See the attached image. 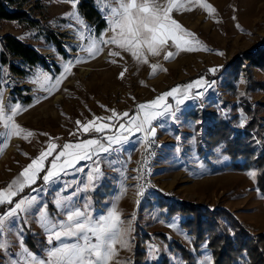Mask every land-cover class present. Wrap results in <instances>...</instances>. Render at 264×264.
I'll use <instances>...</instances> for the list:
<instances>
[{"label": "rangeland", "instance_id": "obj_1", "mask_svg": "<svg viewBox=\"0 0 264 264\" xmlns=\"http://www.w3.org/2000/svg\"><path fill=\"white\" fill-rule=\"evenodd\" d=\"M94 2L107 24L100 33H96L78 13L77 2L73 8V1H46V10L41 16L34 18L39 19L43 27L61 40L63 54L53 44L36 37L35 32L22 24L1 23L0 37L9 34L29 43L45 58L46 66L26 70L27 74L21 77L2 67L0 90L3 92V101L6 105L21 106L22 110L14 117V122L25 130L33 131L34 136L26 141L22 138L24 133H21L20 137L13 135L4 140L7 147L0 143V147H3L0 152V188L30 163V159L23 153L36 157L46 147L49 136L57 138L54 142L62 146L65 142L75 143L89 138L103 141L105 136L114 134V129L102 133L80 132L77 120L83 124L94 117L107 118L111 116L110 110H116L118 114L128 112L131 115L136 112L138 104L150 102L176 86H181L183 91L184 85L203 77L206 81L215 83L210 87L192 90L193 98L179 106V120L173 122L170 118H162L163 127L157 129L155 137L160 145V153L154 163V183L139 198L132 185L131 168L141 146V134L133 136L122 145L114 146L119 147V151L101 153L92 160L81 161L77 169L82 171L71 170L48 184L42 178L38 179L31 187L25 188L21 195L35 196L39 204L47 205L48 213L53 217L59 215L55 205L56 198L71 196L73 193L80 205H90L94 216L106 213L113 203L117 205L125 227L134 215L132 230L128 236L131 248L123 250L117 245L118 256L114 257L111 264H116L118 260L134 264L138 241L144 236L149 237L141 246L145 253L144 264H156L163 257L170 264H186L179 251L171 249L157 237L160 234L166 235L171 241L195 253L191 238L180 228L183 216L174 215L165 220L159 207L162 203L193 204L211 211L223 209L241 222L250 234L264 236V193L258 190L256 177L252 179L247 175L249 171L257 173V170L234 172L226 169L230 159L223 153V146L207 151V160L205 155L200 156L195 151V145L203 138L205 121L210 122V119L202 120L203 114L208 116L213 111L220 122L232 121L231 128L234 132L243 133L252 121L251 115L244 112V108L250 107L252 110H259L256 127L251 131L252 147L256 155L254 157L264 155V91L253 85V81L264 82V71L245 62L236 71L229 70L233 62H239L246 54H253L264 47V0H204L214 8L211 13L199 5L186 3L184 9L174 10L171 16L192 32L209 51H176L169 42L159 56H152L146 48L142 49L143 58L148 60L146 64L134 60L130 53L114 45H101L103 50L94 57L82 50V47L86 49L92 45V37L98 39L103 33L107 39L114 34L109 29L105 11L102 10L104 4L98 0ZM158 2L166 6L168 0ZM113 6L118 7L115 4ZM66 13L74 15H65ZM76 16L83 20L87 28L78 23ZM237 24L242 30L236 27ZM81 35L83 39L80 38ZM110 51L119 52L120 56H110ZM166 51L176 52L174 58L165 61L163 56ZM217 52L223 55H218ZM76 57H80L83 62L75 63ZM68 61L74 62L70 74L62 81L59 90L48 96L43 88L49 82L44 80L42 74L57 77ZM153 64L158 65L154 75L151 74ZM217 66L219 71L215 74L208 71ZM122 71L124 77L120 78ZM37 78V83L30 82ZM241 79L245 83H240ZM198 91L203 94L195 98ZM24 98H29V101L25 102ZM167 102L176 108L172 98H167ZM196 108L203 113L199 121L188 116V112ZM241 113L247 118L243 127L240 126ZM95 166L100 168L101 175L94 187L78 191L77 189L84 188L87 184L88 170ZM80 181L84 183L81 184ZM68 185L71 187H67ZM19 198L18 196L16 199ZM8 207L9 205L0 207V212H6ZM0 238L6 239L9 244L7 252L0 250V264H10L12 259H18L15 254L20 250L21 240L25 247L39 255H44L45 249L49 247L46 233L32 215H21L16 220L15 227L6 230ZM153 248L156 249L155 252ZM195 254L197 264H212L211 252L206 243H202ZM205 256H210L211 261H205Z\"/></svg>", "mask_w": 264, "mask_h": 264}, {"label": "snow or ice", "instance_id": "obj_2", "mask_svg": "<svg viewBox=\"0 0 264 264\" xmlns=\"http://www.w3.org/2000/svg\"><path fill=\"white\" fill-rule=\"evenodd\" d=\"M98 2L104 4L105 7L102 10L105 11L109 29L114 34L107 39L103 33L98 39L92 37V45L86 49L82 47V50H86L90 57H94L103 50L101 45H114L130 53L134 60L145 64L148 63V60L143 58L142 49L146 48L152 56H159L161 50L165 49L169 42L176 51H209L195 38L192 32L186 30L171 16L174 10L184 9L186 3L199 5L209 13L213 12L214 8L204 0H168L166 6H162L158 0H98ZM114 4L118 7L113 6ZM72 6L75 8V0H73ZM65 15L74 14L66 13ZM76 19L78 23L87 28L79 16H76ZM236 27L240 29L239 24ZM80 38L83 39V36L81 35ZM175 54L174 51H166L163 59L168 61L174 58ZM216 54L223 55L220 52ZM109 55L120 56V53L110 51ZM80 62H83L81 58L76 57L75 63ZM111 62L115 63V61ZM73 66V61L65 63L63 71L57 77H50L46 73L42 74L44 80L49 82L43 91L48 96L58 91ZM151 68V74L154 75L158 65L153 64ZM164 70L166 71V69ZM208 71L215 74L219 71V66L210 68ZM123 77L124 71L120 73V78ZM30 82L37 83L38 78ZM214 83V81L208 82L200 77L184 85L183 91L181 86H176L150 102L138 104L136 112L131 115L128 112L118 114L116 110H110L111 116L107 118L94 117L83 124L79 120L76 121L78 131L83 133H102L114 129V134L105 136L103 141L89 138L75 143L65 142L61 146L54 142L57 138H52L47 133H41V135L49 136L46 147L40 150L34 158L23 153L26 158L30 159V163L24 166L19 174L3 188H0V207L9 205L6 212H0V237H3L6 230L15 227L16 220L21 215H32L38 226L46 233L49 247L45 249L44 255H39L31 252L21 240L20 250L15 254L18 259H12L10 264H111L114 257L118 256L117 245L123 250L130 249L131 244L128 236L132 230L134 215L127 221V227H125V222L115 203L106 213L94 216L89 204L80 205L75 200V193L67 197L58 196L55 205L59 215L53 217L48 213L47 205L39 204L35 196L21 195V193L25 188L35 184L38 179L42 178L44 183L48 184L58 180L62 175H67L71 170L82 171V169H77V165L81 161L92 160L93 157L101 153L119 151V147L114 146L126 143L137 134H141L139 143L147 148L151 142H154L157 129L163 127L162 118H170L173 122L178 121L179 106L193 98L192 90L210 87ZM240 83H245V81L241 79ZM141 84L143 85V81ZM202 94V92H196L195 98H199ZM44 98L47 99V96ZM167 98H172L175 101V109L167 102ZM21 110L19 104L6 105L3 101V92L0 90V126H2L0 143L13 135L20 137L21 133H24L22 138L26 141L34 136L33 131L25 130L14 122V117ZM246 119L241 113V127ZM105 120L107 122H104ZM70 135H75V133H70ZM3 147H7V144L3 143ZM3 147H0V152L3 151ZM49 158L51 159L49 160ZM144 163H147V159ZM142 170L143 168H141ZM41 173H43L42 176ZM100 175L101 170L98 166L89 169L87 184L84 188L77 190L87 191L90 187H94L95 181L100 178ZM247 175L255 179L256 172L249 171ZM135 179H143V177ZM80 183L83 184L84 181H80ZM67 187H71V185ZM143 192L144 186L138 185L136 196L139 198ZM18 196L20 198L17 200ZM138 203L139 199H137ZM60 216L65 218L61 219ZM169 227H174V225H169ZM8 248L7 240L0 238V250L7 252ZM155 251L156 249L153 248V252ZM204 259L208 262L211 261L210 256H205ZM116 264H128V261L118 260Z\"/></svg>", "mask_w": 264, "mask_h": 264}, {"label": "trees", "instance_id": "obj_3", "mask_svg": "<svg viewBox=\"0 0 264 264\" xmlns=\"http://www.w3.org/2000/svg\"><path fill=\"white\" fill-rule=\"evenodd\" d=\"M46 1L53 0H0V25L2 22L22 24L26 29L35 32L36 37L42 38L45 43L53 44L63 54L61 40L48 28L43 27L39 19H34L46 10ZM75 2H77L78 13L96 33L106 28L107 24L96 8L94 0H75ZM0 43V88L2 67L21 77L27 74L26 70L36 66H46L45 58L29 43L9 34L1 36ZM242 62L264 71V47L253 54H246L239 62H233L229 70L236 71L241 67ZM253 85L264 91V82L253 81ZM24 100L27 102L29 98ZM244 112L251 115L252 121L243 133L234 132L231 128L232 121L220 122L213 111L211 115L206 116L199 108H196L190 110L188 116L195 121H199L202 114L204 115L202 120L210 119V122L205 121L203 138L199 139L197 145L198 154L204 156L212 148L223 146V153L230 159L226 169L234 172L256 169V186L261 193H264V155L254 157L256 155L252 147L251 132L256 127V116L259 110L247 107L244 108ZM205 158L207 160L206 155ZM159 207L165 220L171 219L174 215L183 216L180 228L191 238L194 252L197 253L201 244L206 243L211 252L212 264H264V236L250 234L246 227L228 211L223 209L211 211L193 204L176 202L162 203ZM157 237L171 249L179 251L186 264H197L195 253L171 241L166 235L160 234ZM148 240L149 237L144 236L138 241L134 264H144L145 253L141 250V246ZM156 264H170V262L163 257Z\"/></svg>", "mask_w": 264, "mask_h": 264}, {"label": "built area", "instance_id": "obj_4", "mask_svg": "<svg viewBox=\"0 0 264 264\" xmlns=\"http://www.w3.org/2000/svg\"><path fill=\"white\" fill-rule=\"evenodd\" d=\"M159 153L160 145L156 140L151 142L147 148L142 144L139 147L138 155L131 168L132 185L136 192L138 191V185L142 184L145 191L154 183L153 168ZM145 159H147L146 164L144 163ZM141 168H143L142 171ZM140 176H142L143 179H135Z\"/></svg>", "mask_w": 264, "mask_h": 264}, {"label": "crops", "instance_id": "obj_5", "mask_svg": "<svg viewBox=\"0 0 264 264\" xmlns=\"http://www.w3.org/2000/svg\"><path fill=\"white\" fill-rule=\"evenodd\" d=\"M197 150V145H195V151ZM138 155V154H137ZM137 157V156H136ZM155 170V167L153 168Z\"/></svg>", "mask_w": 264, "mask_h": 264}]
</instances>
